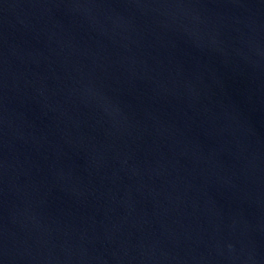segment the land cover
<instances>
[{
	"label": "water",
	"instance_id": "1",
	"mask_svg": "<svg viewBox=\"0 0 264 264\" xmlns=\"http://www.w3.org/2000/svg\"><path fill=\"white\" fill-rule=\"evenodd\" d=\"M0 264H264V0H0Z\"/></svg>",
	"mask_w": 264,
	"mask_h": 264
}]
</instances>
